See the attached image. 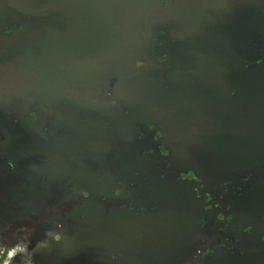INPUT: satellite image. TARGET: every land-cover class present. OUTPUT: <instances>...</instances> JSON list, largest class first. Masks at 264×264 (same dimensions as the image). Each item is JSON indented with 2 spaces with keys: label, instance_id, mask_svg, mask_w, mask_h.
I'll return each instance as SVG.
<instances>
[{
  "label": "flooded vegetation",
  "instance_id": "1",
  "mask_svg": "<svg viewBox=\"0 0 264 264\" xmlns=\"http://www.w3.org/2000/svg\"><path fill=\"white\" fill-rule=\"evenodd\" d=\"M263 65L264 0H0V220L46 209L72 264H264Z\"/></svg>",
  "mask_w": 264,
  "mask_h": 264
},
{
  "label": "rangeland",
  "instance_id": "2",
  "mask_svg": "<svg viewBox=\"0 0 264 264\" xmlns=\"http://www.w3.org/2000/svg\"><path fill=\"white\" fill-rule=\"evenodd\" d=\"M40 213H34L33 220H26L25 213L22 214L23 220H7L6 209H3L4 220H0V264H72L68 257L63 258L61 252L51 250L52 240L46 220H36L38 216H47L46 209ZM4 248L8 249L3 251ZM13 250L15 255H12ZM81 264L92 263L83 260Z\"/></svg>",
  "mask_w": 264,
  "mask_h": 264
},
{
  "label": "water",
  "instance_id": "3",
  "mask_svg": "<svg viewBox=\"0 0 264 264\" xmlns=\"http://www.w3.org/2000/svg\"><path fill=\"white\" fill-rule=\"evenodd\" d=\"M264 73V65L262 68H260L259 70H256V71H253V73ZM254 78V77H253ZM232 146H235L236 147V150H235V153L237 152H241L243 153L244 152V148H245V144L244 143H235V144H232Z\"/></svg>",
  "mask_w": 264,
  "mask_h": 264
},
{
  "label": "clouds",
  "instance_id": "4",
  "mask_svg": "<svg viewBox=\"0 0 264 264\" xmlns=\"http://www.w3.org/2000/svg\"><path fill=\"white\" fill-rule=\"evenodd\" d=\"M161 2L164 4V5H167L168 4V0H161ZM140 65H143V64H145V61H143V60H141L140 62ZM31 115H33V116H35V110H33L31 113H30ZM85 195H87L86 193H85ZM61 227H63V225H61ZM59 237H57V239H58ZM212 251V249H207V252H211ZM12 255H15V251L13 250L12 251Z\"/></svg>",
  "mask_w": 264,
  "mask_h": 264
}]
</instances>
